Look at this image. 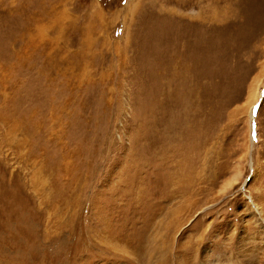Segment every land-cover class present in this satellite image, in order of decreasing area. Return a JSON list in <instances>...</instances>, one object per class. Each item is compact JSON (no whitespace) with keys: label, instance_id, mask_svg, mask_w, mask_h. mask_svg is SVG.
Returning <instances> with one entry per match:
<instances>
[{"label":"rangeland","instance_id":"374dc122","mask_svg":"<svg viewBox=\"0 0 264 264\" xmlns=\"http://www.w3.org/2000/svg\"><path fill=\"white\" fill-rule=\"evenodd\" d=\"M262 236L264 0H0V264H257Z\"/></svg>","mask_w":264,"mask_h":264},{"label":"bare ground","instance_id":"6f19581e","mask_svg":"<svg viewBox=\"0 0 264 264\" xmlns=\"http://www.w3.org/2000/svg\"><path fill=\"white\" fill-rule=\"evenodd\" d=\"M183 63V62H182ZM184 66V65H183ZM186 66V65H185ZM51 68V67H50ZM179 65L176 62L173 63H169V64H165L164 66H162V71H160L163 75V78L167 79V84L165 85L164 91H166V93L168 94L169 92H174L175 91V84H178V79H180V73H179ZM184 69V68H183ZM185 70V69H184ZM39 71V70H38ZM159 71V70H158ZM183 71V70H181ZM183 77V75H182ZM181 77V78H182ZM184 79V78H183ZM182 79V80H183ZM166 83V82H165ZM181 85V84H180ZM54 86V85H53ZM158 87V86H157ZM159 92V91H158ZM166 94V95H167ZM259 94V91H258ZM37 96V95H36ZM257 93L254 95V97L252 98V102L251 105L255 102V100L257 99ZM170 97V95H169ZM260 238V243L257 246V250L259 253V259L258 260H253L254 263L259 264H264V237H259ZM243 246V245H242ZM241 246V247H242ZM241 255V254H240ZM250 257V256H249ZM242 261V260H241ZM240 261V259L238 258V263L242 264ZM248 261V259H247Z\"/></svg>","mask_w":264,"mask_h":264}]
</instances>
